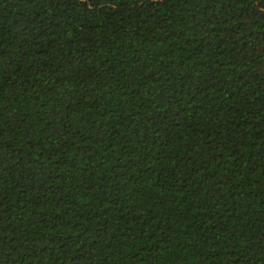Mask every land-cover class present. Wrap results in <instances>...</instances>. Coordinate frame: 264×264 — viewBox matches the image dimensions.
Instances as JSON below:
<instances>
[{
    "label": "trees",
    "instance_id": "16d2710c",
    "mask_svg": "<svg viewBox=\"0 0 264 264\" xmlns=\"http://www.w3.org/2000/svg\"><path fill=\"white\" fill-rule=\"evenodd\" d=\"M0 264H264V0H0Z\"/></svg>",
    "mask_w": 264,
    "mask_h": 264
}]
</instances>
